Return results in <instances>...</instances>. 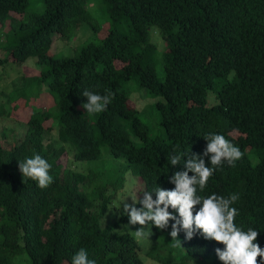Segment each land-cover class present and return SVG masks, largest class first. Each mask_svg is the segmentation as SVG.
Here are the masks:
<instances>
[{"label": "trees", "instance_id": "16d2710c", "mask_svg": "<svg viewBox=\"0 0 264 264\" xmlns=\"http://www.w3.org/2000/svg\"><path fill=\"white\" fill-rule=\"evenodd\" d=\"M102 1L112 26L101 41L85 44L75 55L59 56L51 52L55 35L67 36L70 28L92 21L87 0H44L45 9L30 14L29 0H0V49L7 51L0 56V66L10 57L23 63L30 56H36L40 66L38 73L14 78L8 94L14 105L0 107V114L7 115L21 101L31 107L22 138L7 148L0 137V264H16L15 256L22 251L32 264H72L81 248L97 264H144L141 251L158 264H205L211 254L219 259L216 249L225 246L199 232L189 240L181 227L172 239L175 221L164 230L151 225L153 238L143 245L122 227L129 219L123 206L117 222L104 220L113 195L124 187V170L91 166L84 171L61 161L67 142L74 145L78 160L99 158L105 143L114 156L137 165L134 170L145 190L172 189L170 177L186 169L183 160L171 166L169 154L175 151L185 160L199 154L210 166V157H203L206 133L224 135L243 157L234 166L225 162L197 194H236L235 223L244 231L257 230L254 243L264 248V0ZM153 26L164 40L163 77L153 63ZM133 78L160 96L154 106L164 134L151 136L138 107L130 102L131 91L124 85ZM44 87L54 98L47 107L39 102L49 97L41 95ZM86 89L113 94L94 121L82 107ZM209 93L216 102L209 103ZM50 118L58 123V133L56 140L47 142L50 128L45 122ZM35 154L51 165L53 182L47 188L23 179L19 170V161ZM169 211L179 218L178 212ZM258 264H264V258L258 257Z\"/></svg>", "mask_w": 264, "mask_h": 264}, {"label": "clouds", "instance_id": "9594fccd", "mask_svg": "<svg viewBox=\"0 0 264 264\" xmlns=\"http://www.w3.org/2000/svg\"><path fill=\"white\" fill-rule=\"evenodd\" d=\"M82 96L87 98L82 107L89 115L105 111L113 99V94L110 92L100 95L87 89L83 91ZM203 137L208 141L203 157H210V166L199 154L189 156L185 160L183 154L175 151L170 153L168 160L171 166L179 165L183 160L186 169L176 171L170 177V182L175 187L145 190L142 200L138 199L137 195H129L134 203L129 204L125 200L123 212L128 215L130 225L141 226L134 233L137 240L148 235L145 230L149 224L164 230L169 227L170 221H175L171 225L172 239L178 237L182 227L189 240L196 232H199L205 239L222 243L225 247L217 248L216 253L223 264H258V257L264 258V248L254 243L259 232L251 227L244 231L235 223L238 209L232 207V204L238 200V196L232 194L230 197H223L212 194L204 197L197 194L198 189L203 191L206 188L214 171L225 162L234 166L243 157V153L222 134L206 133ZM50 168L51 165L39 154L19 161V170L23 179L29 178L36 181L42 189L53 182V177L49 174ZM189 172L193 175H189ZM136 203L142 204V207H136ZM197 205L200 207L194 214ZM169 208L178 212L179 218L173 211H169ZM72 264H97V261L90 259L87 251L81 248L73 256Z\"/></svg>", "mask_w": 264, "mask_h": 264}, {"label": "rangeland", "instance_id": "374dc122", "mask_svg": "<svg viewBox=\"0 0 264 264\" xmlns=\"http://www.w3.org/2000/svg\"><path fill=\"white\" fill-rule=\"evenodd\" d=\"M87 6L92 13V21L82 22L76 29L70 28L68 35L57 34L54 37L51 52L56 53L59 56L62 55H75L79 50L87 43L91 41L100 42L101 38L107 33L109 28L112 26V19L109 16L108 10L102 0H87ZM45 9L44 0H29L28 7L26 9L27 14L36 11H43ZM24 14V13H23ZM12 15L18 18H22V13L12 11ZM124 26V20L119 22V27L122 30ZM0 27L1 24H0ZM8 23L4 25V30L8 29ZM156 27H151V40L156 43L154 49L153 63L157 70L159 77H163L164 68L160 55L162 49L164 48V40L161 37L158 31H155ZM155 31V32H154ZM7 51L0 49V56L5 55ZM40 71V66L37 63L36 56L28 57L23 63H18L14 60L13 57H10V60L5 66H0V107L8 110L9 107L13 106V103H9L8 94L13 88V80L23 73L32 74L38 73ZM125 88L131 91V103L134 104L139 109V115L141 118L147 122L149 126V133L151 136L162 135L165 133L164 125L160 122V117L158 115V110L154 106L156 100L160 97L157 95L151 94L140 82L133 78L125 82ZM49 90L44 87L41 95H49V97H39V101L43 106L47 107L54 103V98L50 96ZM52 95V94H51ZM21 101V100H20ZM217 99L209 93V103L216 102ZM31 114L30 105H25L22 101L20 105L16 108H13L12 112L7 114H0V137L2 138L3 145L7 148H11L16 140H19L23 137L26 132L27 126L26 121ZM90 119L94 121L96 119L95 114L90 115ZM46 125L50 128V134L46 137V141H52L57 139L58 133V123L52 118L46 120ZM129 129H133L130 123L127 124ZM97 134V133H96ZM131 136L136 143H140L141 138L131 131ZM66 150L61 156V161L64 165L87 171L91 166H94L96 170H109L111 168H120L124 170L126 175V180L124 187L119 189L116 194L113 195L112 200L109 203V207L105 211L104 220L108 223H115L121 217V206L123 203H134L132 197L129 195H137L138 199L143 198V193L145 191V182L141 177L140 173L135 171L136 164L130 163L125 156H114L108 150L107 144L102 145V153L99 158L91 160H78L74 156L75 148L71 142L65 143ZM112 190V189H111ZM113 191V190H112ZM122 227H125L126 230L131 233H135V230L139 229L141 226L130 225L129 219L122 224ZM146 235L144 238L139 241L143 245H148L153 238V231L151 224L146 226ZM141 256L144 260V264H158L157 260L146 254L145 251H141ZM207 263L205 264H223V262L216 258L213 254L206 259ZM16 264H32V260L26 251H22L15 256ZM188 264H198L197 260L191 261Z\"/></svg>", "mask_w": 264, "mask_h": 264}]
</instances>
